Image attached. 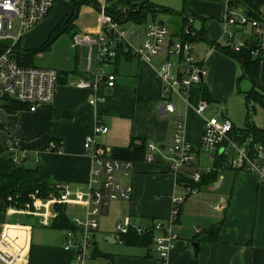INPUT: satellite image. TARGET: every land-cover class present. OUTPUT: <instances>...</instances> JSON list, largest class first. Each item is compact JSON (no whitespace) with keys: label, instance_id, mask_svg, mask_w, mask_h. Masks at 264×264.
I'll return each mask as SVG.
<instances>
[{"label":"crops","instance_id":"obj_1","mask_svg":"<svg viewBox=\"0 0 264 264\" xmlns=\"http://www.w3.org/2000/svg\"><path fill=\"white\" fill-rule=\"evenodd\" d=\"M142 1L149 2L133 0L131 4ZM188 2L185 10L179 12L183 15L182 25L185 20L188 27L204 30L207 37L194 42L196 58L207 71L203 77L207 107L202 113L187 106L175 94L171 99L176 110H163L161 79L157 67L165 57V50L146 61L131 54L123 45L114 57L101 64L96 45L89 49L85 45L73 47L69 42L62 59L43 57V50L38 48L47 41L56 27V20H52L51 15L59 18L62 11L57 0L50 14L25 31L16 43L22 52L37 50L31 57V66L49 67L58 72L51 103L40 104L34 111L26 107L10 113L5 108L8 102L0 100V146L14 149L18 156L26 151L28 154L25 162L36 168L38 178L73 192L96 188L97 185L90 182L92 162L83 148L84 139L92 133L96 122L108 128L106 134L97 137V141L111 150L127 147L137 141H153L157 145L151 162L145 160V152L141 159L134 161L130 178L119 177L123 183H131L130 199H119L99 206L94 234L95 263H105L110 259L112 264H190L196 259L197 264H264V180L261 181L254 172L219 169L218 165H215L217 168L214 170L218 172L215 181L206 184L202 182L199 195L181 204L179 215L173 222L178 241L168 260L158 258L153 242L147 248L119 243L113 237L118 223L128 222L129 229H133L153 220L171 217L172 198L193 171L192 166L183 167L177 173L170 168L168 147L172 143L178 121H184L186 138L197 142L204 120L211 115L216 116L211 105L225 102L235 97L237 92L252 87L249 80L242 87L239 86L236 79L241 66H238L235 58L218 49H210L215 43L223 44L220 23L223 0ZM127 7L122 6V10ZM110 9L118 7L112 6ZM171 10L175 12L179 9ZM98 21L99 9L97 26ZM97 26L73 25L57 35L46 50L53 51V43L60 36H69L71 33V41L75 32H94ZM131 28L136 34L131 37V43L139 45L145 38L147 26L142 30ZM174 34L172 31V40L180 37ZM19 55L24 57L23 53ZM99 68L115 75L112 88H108L103 80L94 87L80 88L75 85L80 79H93V74ZM258 82L264 86V59L259 61ZM94 97H103L104 100L92 105L89 100ZM217 112L220 117L226 116L222 107ZM248 119L256 128L264 129V116L256 113ZM232 123L238 129L244 127ZM196 152L201 166L216 164L220 159L218 151L212 152L210 157L199 149ZM54 205L48 206L52 215L49 224L44 225L38 214L22 210L10 211L0 198V234L22 250V259L18 264H71V254L63 248L64 229L50 225L57 214ZM62 205L69 220L75 216H85L86 206L83 204ZM217 224H220V229L216 241L200 239L209 228Z\"/></svg>","mask_w":264,"mask_h":264},{"label":"built area","instance_id":"obj_2","mask_svg":"<svg viewBox=\"0 0 264 264\" xmlns=\"http://www.w3.org/2000/svg\"><path fill=\"white\" fill-rule=\"evenodd\" d=\"M54 2L55 0H0V41H11L0 54V100H16L25 104L30 111H34L40 104L53 101L58 72L49 67L22 66L11 56V51L25 31L49 15ZM220 23L223 44L215 43L210 47L211 50H216V45L235 53L248 50L253 58L264 59V0H223ZM182 32L178 39L172 40L171 32L164 23L153 20L146 28L144 40L139 45H134L131 43V37L136 36L135 30L129 27L127 22L119 21L108 13L103 3L99 7L96 31L75 32L71 37V45L73 47L85 45L89 49L96 45L101 64L115 56L119 45L126 46L131 54L146 61H150L165 50V57L157 67L161 79L163 110L166 112L176 110L171 99L175 94L182 98L187 106L192 107L197 113H202L207 107V102L204 99L192 100L191 90L203 82L207 71L204 64L196 58L194 42L183 39V35L191 32L188 26H184ZM167 40L169 43H166ZM101 80L108 88H112L115 84V75L99 68L93 74V79H80L75 85L80 88L94 87ZM103 100V97H94L89 103L95 105L97 102L102 103ZM107 130V126L96 122L92 133L88 134L83 142V148L92 162L90 182L97 185L96 188L90 187L85 192H73L66 187L57 186V193L48 199L32 196V209L7 206L13 212L22 210L38 214L41 217V224L48 225L52 215L48 210L50 204L85 205V216H75L71 220L76 231L64 230L63 248L70 252L71 264H112L110 260H106L105 263L93 261L96 214L100 205L119 199L128 200L131 197V183H123L120 178H130L134 162L113 157L112 150L97 141V137L106 134ZM133 144L139 145L140 141ZM156 149L155 142H146L147 162L153 160L152 153ZM198 149L207 157L218 151L222 168L254 172L261 181L264 180V136L260 140L252 132L243 135L228 117L218 118L211 115L203 122L199 140L193 142L186 138L184 121L179 120L172 143L168 147L170 168L177 173L183 167L192 166L193 171L188 174V181L182 184L181 190L172 198L170 218L153 220L151 224L133 228L138 234L154 230L152 236L154 250L163 261L168 260L176 248L178 236L173 229V222L178 216L181 204L189 198L197 197L200 193L202 175L217 168L215 164L201 166L196 152ZM9 150L13 153L14 162H19L28 154L22 151L18 156L14 149ZM41 208L43 210H40ZM128 230V222L118 223L113 237L117 242L123 243L122 235ZM21 259L22 250L9 238L0 234V264H18Z\"/></svg>","mask_w":264,"mask_h":264},{"label":"trees","instance_id":"obj_3","mask_svg":"<svg viewBox=\"0 0 264 264\" xmlns=\"http://www.w3.org/2000/svg\"><path fill=\"white\" fill-rule=\"evenodd\" d=\"M106 11L119 21H130L136 24L142 23L148 13L152 11L173 12L171 9H169V7L163 6L160 9L158 5H154L152 3H149L148 1L130 4L125 10L107 9L106 6ZM74 16L75 9L70 19H73ZM62 21L54 28V30H52L47 41L40 48H38V50L42 51L47 49L57 35L71 28L72 25L68 27H61ZM183 22L184 23L182 25V28L184 26H187V22L185 20ZM191 27L192 26L188 27L191 32L187 35H183L184 40L195 42L199 39H207L204 30H193ZM10 43V40L0 41V54L5 50L6 47L10 45ZM122 46L123 45L117 46L116 53L118 52V50H121L123 48ZM216 48L219 51L235 58L241 66V77L247 78L252 83V87L249 90L244 92L239 91L245 101H252L264 106V86L260 85V83L258 82L259 61L261 60L253 58L248 50H243L241 52L235 53L229 50H225L223 47H220L218 45H216ZM36 51L37 50L22 52L18 48V45L15 44L12 47L11 56L16 60L18 64L22 66H31V57ZM20 53H23L24 57H21L19 55ZM191 98L194 101L199 98L207 99V90L203 82L192 88ZM7 102L8 105L5 106V108L10 113L18 109H24L27 107L25 104L13 99H7ZM248 118L249 117L245 119L244 127L241 129L239 128L238 130H240L243 135L247 134L248 132H252L258 139L262 140L264 136V129L256 128L254 125H252ZM145 144L146 141H141L139 145H134L133 143H131L129 146L124 148L112 149V156L116 158L132 160L134 162L135 160L141 159L143 157L145 153ZM12 154L13 153L7 147L0 146V198L4 201L6 207L10 205V202H8V198H11V200L13 201V204L11 205L22 209H32V196L38 199H48L57 193L56 187L54 185L38 178L36 168L29 166L25 162L26 158L21 159L19 162H14ZM215 165H218L219 169L222 168L219 161ZM217 174L218 172L213 171L208 174L202 175L200 184L202 182L205 184L214 182L217 178ZM54 209L57 214L52 219L50 225L54 228H61L64 230L71 229L73 231H76L73 222L66 216L63 205L55 204ZM179 212L180 208L178 211V215ZM151 222L148 224H151ZM219 229L220 224L209 228L200 237V239L204 241H216ZM153 234V229L145 232L144 234H138L134 229H129L126 234L122 235V239L123 243L139 245L148 248L152 243ZM190 264H197L196 259L193 260Z\"/></svg>","mask_w":264,"mask_h":264},{"label":"rangeland","instance_id":"obj_4","mask_svg":"<svg viewBox=\"0 0 264 264\" xmlns=\"http://www.w3.org/2000/svg\"><path fill=\"white\" fill-rule=\"evenodd\" d=\"M57 2L60 5L62 11L61 14H59V18H56L57 16L54 14L51 15L52 20H56L54 27L59 25L62 20L64 21H62L61 27H68L71 25H77L79 27H95L97 26L98 9L103 3L107 6V9H110V7L112 6L118 7V9H122V6H127L131 4L133 0H57ZM149 3L158 5L160 9L163 6H166L169 7V9L173 10H177L178 7L179 10L175 12H149L145 20L140 24H134L130 21L127 22V25L129 27H134L136 30H142L145 26H148L150 23H152L154 18L157 22L162 21L170 32L174 31V35H176L177 37L182 35L183 15L179 12L181 9L185 10V7L189 5L188 0H149ZM74 9L75 16L73 19H70L71 15H73L74 13ZM63 16L64 18H61ZM195 25H198V23L195 22ZM70 36L71 33L69 34V36L68 34L60 36L53 43V51L49 52L47 51L48 49L42 51L44 54L43 57L47 56L51 58L53 57L55 59H62L64 50H68L67 47L69 45V42L71 43ZM53 47L55 49H53ZM239 70L240 73L236 80H238L239 86L242 87L248 79L245 77H240L241 69L239 68ZM211 106L212 107L210 108H214V111H216L215 115L218 117H220V114L217 111H219L222 107L224 110V115H226V117H228L232 122H234L238 126L244 125L245 119L247 117L252 118L256 113L257 115L264 116V106H261L260 104L252 101H245L240 92H237L235 97L231 99H226L225 102H220L219 104H212ZM8 202H10V205L13 204L11 198H8Z\"/></svg>","mask_w":264,"mask_h":264},{"label":"water","instance_id":"obj_5","mask_svg":"<svg viewBox=\"0 0 264 264\" xmlns=\"http://www.w3.org/2000/svg\"><path fill=\"white\" fill-rule=\"evenodd\" d=\"M220 151H222V148H220ZM196 248V244L193 245ZM197 256V252L195 251V257Z\"/></svg>","mask_w":264,"mask_h":264}]
</instances>
